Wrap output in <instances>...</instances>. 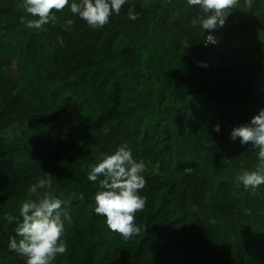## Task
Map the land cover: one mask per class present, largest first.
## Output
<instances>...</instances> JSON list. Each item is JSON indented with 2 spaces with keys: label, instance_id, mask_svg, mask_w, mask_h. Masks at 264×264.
<instances>
[{
  "label": "trees",
  "instance_id": "1",
  "mask_svg": "<svg viewBox=\"0 0 264 264\" xmlns=\"http://www.w3.org/2000/svg\"><path fill=\"white\" fill-rule=\"evenodd\" d=\"M22 3L0 0V264H26L5 216L47 173L71 217L53 264H264V185L238 180L230 135L264 108V0H239L208 32L187 0H128L97 29L69 6L43 30L21 23L34 19ZM125 142L147 181L127 240L95 214L87 179ZM243 147L255 170L258 150Z\"/></svg>",
  "mask_w": 264,
  "mask_h": 264
},
{
  "label": "clouds",
  "instance_id": "2",
  "mask_svg": "<svg viewBox=\"0 0 264 264\" xmlns=\"http://www.w3.org/2000/svg\"><path fill=\"white\" fill-rule=\"evenodd\" d=\"M128 0H23L22 7L34 19L21 17V23L27 28L43 30L45 25L57 24L56 15L70 6V12L92 28H103L115 13L119 15L122 6ZM239 0H187L189 6H199L203 15L193 18L191 26H200L207 32L223 27L227 17L237 7ZM128 18L135 20L139 14L133 8L128 10ZM73 19L62 23L64 31H71ZM207 43H215L208 35ZM202 67L207 65L202 63ZM214 131H220L217 124ZM231 139L240 138L242 145L251 143L258 150V164L253 171H246L238 177L245 189H256L264 185V108L254 115L250 123L241 124L231 130ZM145 170L143 161L133 158L128 143L121 144L113 154H103L99 162L90 166L87 179L99 183L95 193L94 212L106 217V225L112 232L119 233L124 239L139 235L141 228L135 224V214L142 212L146 206V196L140 195L146 186L142 174ZM46 189V190H44ZM44 190V191H41ZM74 195V194H73ZM29 198L19 205V215L6 214L8 224H15V233L19 241L12 237L9 250L26 258V264H53L58 254L67 251L65 219L71 217L63 207L65 201L54 194L52 175L47 173L28 189ZM63 217V219H62Z\"/></svg>",
  "mask_w": 264,
  "mask_h": 264
},
{
  "label": "rangeland",
  "instance_id": "3",
  "mask_svg": "<svg viewBox=\"0 0 264 264\" xmlns=\"http://www.w3.org/2000/svg\"><path fill=\"white\" fill-rule=\"evenodd\" d=\"M237 148L239 153V164H240L241 174H243L246 171H253L252 164L249 162V160L246 157V151L244 150L243 145L238 144Z\"/></svg>",
  "mask_w": 264,
  "mask_h": 264
},
{
  "label": "built area",
  "instance_id": "4",
  "mask_svg": "<svg viewBox=\"0 0 264 264\" xmlns=\"http://www.w3.org/2000/svg\"><path fill=\"white\" fill-rule=\"evenodd\" d=\"M210 35H212V36L214 37V39H215L216 42H215V43H207V42H208V41H207V42H206V47H207V48H210L211 46H214V45L217 43L216 36H215L214 34H210Z\"/></svg>",
  "mask_w": 264,
  "mask_h": 264
}]
</instances>
